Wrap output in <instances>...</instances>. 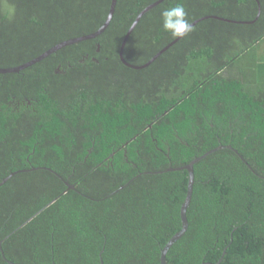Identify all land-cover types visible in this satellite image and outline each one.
<instances>
[{"label": "trees", "instance_id": "trees-1", "mask_svg": "<svg viewBox=\"0 0 264 264\" xmlns=\"http://www.w3.org/2000/svg\"><path fill=\"white\" fill-rule=\"evenodd\" d=\"M111 1L0 0V67L96 31ZM154 1L117 0L98 37L19 73H0V107L8 113L3 96L20 84L43 99L37 112L18 116L10 138L22 140L20 158L39 141L35 165L61 175L22 171L0 186L8 259L101 264L104 249L102 264H161L162 247L182 227L189 173H140L183 166L230 144L253 170L226 147L194 165L189 226L167 264H264V0L254 23L201 20L149 66L128 67L122 41ZM177 2L189 23L210 14L253 20L258 12L256 0H164L140 18L126 60L144 64L176 38L163 30L160 13ZM3 156L12 157L8 146ZM17 166L0 167V182ZM0 264H7L1 249Z\"/></svg>", "mask_w": 264, "mask_h": 264}, {"label": "water", "instance_id": "water-1", "mask_svg": "<svg viewBox=\"0 0 264 264\" xmlns=\"http://www.w3.org/2000/svg\"><path fill=\"white\" fill-rule=\"evenodd\" d=\"M162 1L164 0H156L152 3H150L149 5H147L135 18L134 22L132 23V25L130 26V28L128 29L127 33L124 36V39L122 41L121 47H120V58L122 60V62L127 65L128 67L134 68V69H142L145 68L147 66H149L153 61H155L163 52H165L166 50H168L171 46H173L175 43H177L182 37H176L174 40H172L171 42H169L166 46H164L160 51H158L153 57H151V59H149L146 63L144 64H133L131 62H129L128 60H126L125 56H124V48L126 46V43L131 35V33L133 32L135 26L137 25V23L139 22L140 18L150 9H152L153 7L157 6L158 4H160ZM257 4H258V12L257 15L255 17V19L253 20H236V19H231L228 17H223L220 15H216V14H210V15H205L202 17H199L197 19H195L194 21H192L190 24L192 25V27L194 25H196L199 21L207 19V18H216L219 20H223V21H228V22H235V23H254L255 21H257V19L259 18L261 11H262V6H261V1L260 0H256ZM116 5H117V0H112L111 1V5H110V9L108 12V15L104 21V23L94 32L85 34V35H81V36H77V37H73L70 39H66L63 41L58 42L57 44L53 45L52 47H50L49 49H47L46 51H44L43 53H41L40 55L34 57L33 59H30L29 61L14 66V67H0V73H15V72H19L24 68H27L29 66H32L34 64H36L37 62L41 61L42 59L46 58L47 56H49L50 54L56 52L57 50L74 44L76 42H80L83 40H87V39H92V38H96L99 35H101L106 28L109 26L113 15L115 13V9H116ZM98 51H100V44L98 43ZM230 148L232 150H234L240 157L241 159L252 169V167L248 164V162H246V160H244V158L241 156V154L238 152L237 149H235L233 146L231 145H219L217 147H214L212 149H209L208 151H206L205 153H203L200 156L195 157L193 160H191L189 163L183 165V166H178L175 168H168L164 171H169V170H182L185 169L188 171L189 173V180H188V186H187V193H186V197L181 205V221H182V227L179 231H177L175 234L172 235V237L167 241V243L162 247L161 249V255H160V263L161 264H167V253L169 251V249L172 247V245L179 240L187 231L188 226H189V221H188V217H187V209L188 206L191 202L192 196H193V186H194V182H195V175H194V165L199 162L201 159L205 158L206 156H208L209 154L221 149V148ZM253 170V169H252ZM19 171H14L11 172L7 177L3 178V180L0 182V186L5 183L12 175L20 172ZM163 171H149V173H161ZM66 184L68 185V188H75V186L73 184H70L68 181H66ZM124 186H121L120 188H123ZM58 198L55 197L52 201H50L46 206L50 205L52 202H54L56 199ZM42 210V209H41ZM41 210L37 211L34 215H32L31 217H29L24 223H22L19 227L23 226L25 223L29 222L35 215H37ZM15 231V230H14ZM13 231V232H14ZM2 241L0 240V249L2 252L3 257L5 258L7 264H41V263H24V262H15L13 260H10L6 257L4 249L2 247ZM104 249H102V251L100 252V257H101V264L103 263L102 260V253H103ZM221 260V259H220ZM220 260L217 263H212V262H204L203 264H219Z\"/></svg>", "mask_w": 264, "mask_h": 264}, {"label": "flooded vegetation", "instance_id": "flooded-vegetation-1", "mask_svg": "<svg viewBox=\"0 0 264 264\" xmlns=\"http://www.w3.org/2000/svg\"><path fill=\"white\" fill-rule=\"evenodd\" d=\"M59 70H60V67L57 68V71ZM19 72H15V73H19ZM20 77L23 80L25 77V74H22V76ZM46 88H47L46 86H43L42 91L44 92L45 90H47ZM3 101L6 103L8 111H11V112L8 113L7 111H5L3 108L0 107V117H1L0 119V167L4 169L6 166L9 165L10 162L13 161L15 162L16 165H18L16 168V171L21 170L20 172H22V171H31V170L36 171L40 169H48L52 172H55V174H57L58 176H61L60 174H58L57 171L53 170L51 166H47L45 164L35 165L34 162L36 158L33 159V156L36 153L37 143H39V141L35 143V146L32 148L31 152L28 153L24 157V159H21L19 156V153L21 152L20 148L22 145V140L17 139V138L16 139L10 138L13 135V129L15 128V125L17 124L18 116L23 113L37 112L38 109L41 107V105H43L42 97L29 95L28 90L25 89V86L23 84H20L18 89L14 88L12 90H9L3 96ZM6 129L10 131L7 132V134H4V131ZM227 145H230V144H227ZM6 146H8L9 152L12 153V157H10V159L5 158L3 156ZM20 164H26V166L20 167L19 166ZM168 168H175V167L170 166ZM164 170H159V171H163L161 173L168 172ZM169 171H177V170H169ZM146 172H149V171H144V172H141L140 174H143Z\"/></svg>", "mask_w": 264, "mask_h": 264}, {"label": "clouds", "instance_id": "clouds-1", "mask_svg": "<svg viewBox=\"0 0 264 264\" xmlns=\"http://www.w3.org/2000/svg\"><path fill=\"white\" fill-rule=\"evenodd\" d=\"M162 28L173 37H183L192 31L188 13L182 2L161 11Z\"/></svg>", "mask_w": 264, "mask_h": 264}]
</instances>
